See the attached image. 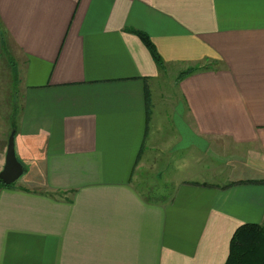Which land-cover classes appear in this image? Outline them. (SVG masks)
<instances>
[{
    "label": "crops",
    "instance_id": "crops-1",
    "mask_svg": "<svg viewBox=\"0 0 264 264\" xmlns=\"http://www.w3.org/2000/svg\"><path fill=\"white\" fill-rule=\"evenodd\" d=\"M11 134L0 264H224L264 225V0H0V171Z\"/></svg>",
    "mask_w": 264,
    "mask_h": 264
},
{
    "label": "trees",
    "instance_id": "trees-1",
    "mask_svg": "<svg viewBox=\"0 0 264 264\" xmlns=\"http://www.w3.org/2000/svg\"><path fill=\"white\" fill-rule=\"evenodd\" d=\"M135 34L147 48L155 64L159 67L163 66L162 59L147 35L141 32ZM207 69L208 67L189 68L178 75V80ZM12 185H5L0 181V188ZM224 264H264V226L246 223L238 227L230 239L228 256Z\"/></svg>",
    "mask_w": 264,
    "mask_h": 264
},
{
    "label": "water",
    "instance_id": "water-1",
    "mask_svg": "<svg viewBox=\"0 0 264 264\" xmlns=\"http://www.w3.org/2000/svg\"><path fill=\"white\" fill-rule=\"evenodd\" d=\"M22 174L23 167L15 156L14 135L11 134L8 138L4 166L0 171V181L5 185H11L15 183Z\"/></svg>",
    "mask_w": 264,
    "mask_h": 264
},
{
    "label": "rangeland",
    "instance_id": "rangeland-1",
    "mask_svg": "<svg viewBox=\"0 0 264 264\" xmlns=\"http://www.w3.org/2000/svg\"><path fill=\"white\" fill-rule=\"evenodd\" d=\"M171 80V78L170 77H168L167 79H166V81L165 82H169ZM261 225V224H260ZM262 226H264L263 224H262Z\"/></svg>",
    "mask_w": 264,
    "mask_h": 264
}]
</instances>
